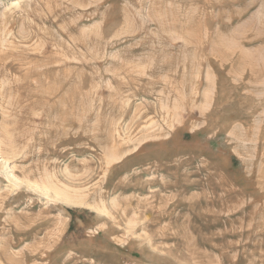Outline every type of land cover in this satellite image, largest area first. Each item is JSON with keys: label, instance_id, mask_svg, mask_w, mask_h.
Masks as SVG:
<instances>
[{"label": "rangeland", "instance_id": "374dc122", "mask_svg": "<svg viewBox=\"0 0 264 264\" xmlns=\"http://www.w3.org/2000/svg\"><path fill=\"white\" fill-rule=\"evenodd\" d=\"M0 264H264V0H0Z\"/></svg>", "mask_w": 264, "mask_h": 264}]
</instances>
